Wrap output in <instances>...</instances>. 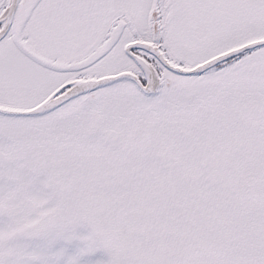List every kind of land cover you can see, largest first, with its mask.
<instances>
[{"label":"snow or ice","instance_id":"obj_1","mask_svg":"<svg viewBox=\"0 0 264 264\" xmlns=\"http://www.w3.org/2000/svg\"><path fill=\"white\" fill-rule=\"evenodd\" d=\"M0 264H264V0H0Z\"/></svg>","mask_w":264,"mask_h":264}]
</instances>
